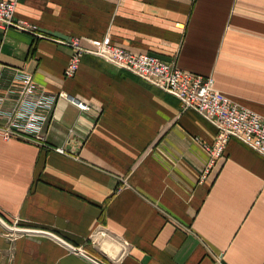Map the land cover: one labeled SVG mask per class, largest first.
<instances>
[{
	"label": "crops",
	"instance_id": "crops-1",
	"mask_svg": "<svg viewBox=\"0 0 264 264\" xmlns=\"http://www.w3.org/2000/svg\"><path fill=\"white\" fill-rule=\"evenodd\" d=\"M14 1L32 29L0 25V217L103 264H264V156L232 137L210 166L216 126L97 53L108 42L211 75L264 115V0ZM74 37L84 52L67 78ZM22 71L56 97L40 139L2 132ZM7 232L0 264L13 248L15 264H94Z\"/></svg>",
	"mask_w": 264,
	"mask_h": 264
},
{
	"label": "built area",
	"instance_id": "built-area-1",
	"mask_svg": "<svg viewBox=\"0 0 264 264\" xmlns=\"http://www.w3.org/2000/svg\"><path fill=\"white\" fill-rule=\"evenodd\" d=\"M16 5L14 0H0V25L4 28L32 29L24 20L16 18ZM72 46L74 51L64 73L67 78L77 73L84 52L79 37H74ZM97 53L116 66L175 95L183 109H194L211 121L217 128L215 141L213 144L203 143L210 154V166L224 154L232 137L240 139L264 156V115L219 91L213 76L185 71L177 64L166 62L155 55L130 51L108 42H104ZM16 80L19 81V101L9 125L2 127V132L7 138L40 139L39 130L45 115L39 109L51 107L56 97L40 91L32 74L28 72H19ZM79 106L82 109L88 108L82 102ZM58 150L63 152L62 148Z\"/></svg>",
	"mask_w": 264,
	"mask_h": 264
},
{
	"label": "water",
	"instance_id": "water-1",
	"mask_svg": "<svg viewBox=\"0 0 264 264\" xmlns=\"http://www.w3.org/2000/svg\"><path fill=\"white\" fill-rule=\"evenodd\" d=\"M0 223L7 230H9L11 232H18V233H43V234L49 235V236L55 238L56 240H58L59 242L63 243L64 245H66L70 249H72L74 251H78L83 257L87 258L88 260H90L94 264H103L99 260H97V259L93 258L92 256L88 255L87 253L83 252L82 250L77 249V247H75L74 245H72L71 243H69L68 241H66L65 239H63L62 237L56 235L55 233H53L51 231L44 230V229H36V228H26V227L13 226V225L8 224L1 217H0Z\"/></svg>",
	"mask_w": 264,
	"mask_h": 264
},
{
	"label": "rangeland",
	"instance_id": "rangeland-1",
	"mask_svg": "<svg viewBox=\"0 0 264 264\" xmlns=\"http://www.w3.org/2000/svg\"><path fill=\"white\" fill-rule=\"evenodd\" d=\"M184 24V23H183ZM236 101V100H235ZM238 102V101H237ZM8 233V235H9V233H11V232H7ZM16 235H17V233H12V237L13 238H15L16 237ZM15 240V239H14ZM15 248H13V254H12V256L11 255H9V258L7 259V264H15Z\"/></svg>",
	"mask_w": 264,
	"mask_h": 264
}]
</instances>
